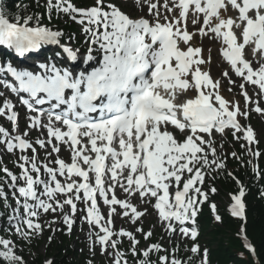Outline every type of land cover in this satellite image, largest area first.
<instances>
[{"label": "snow or ice", "instance_id": "6c2138e0", "mask_svg": "<svg viewBox=\"0 0 264 264\" xmlns=\"http://www.w3.org/2000/svg\"><path fill=\"white\" fill-rule=\"evenodd\" d=\"M123 3H131L141 10L147 5L151 19L143 14L133 16L112 0H94L88 7H77L72 0H55V3L47 0L49 19L55 10L57 15L63 13L84 26L89 47L83 62H94L91 70L58 66L51 58L33 60L37 66L33 70L14 65L12 61L0 64V74L14 78L12 83L0 80V84L16 93L28 112L37 113L28 117V128L47 130L46 139L37 138L33 143L27 138V130L18 132L19 113L12 100L5 97L0 103V116L10 121L16 132L13 135L0 125V143L8 152L24 153L30 149L32 153L19 156V175L6 167L3 169L11 179L9 187L14 190L12 195L16 200L10 221L17 220V233L27 239L33 231L43 230L38 222L40 210L63 212L67 205L74 215L76 202L80 201L85 205L86 221L103 233H95L102 253L109 247L114 250L113 264H127L125 253L117 248L121 241L112 239L113 236L127 237L133 256L138 255L139 244L132 232L123 228L118 232L113 230L115 206L122 210L119 215L130 217L133 223L146 212L138 210L130 199H119L116 187L129 197L138 194L142 200L148 198L146 202L154 198L153 207L167 230L171 233L178 230L183 237L195 241L197 229L186 224L189 221L195 224L198 206L207 200V193L197 185L203 184L206 170L225 167L223 160L216 156L213 132L225 133L231 129L235 139L241 138L237 133H243L249 145L255 142L252 127L242 126L237 119L238 116L247 118L248 111H242L238 102L222 96L220 81H214L208 71L202 70L201 65L206 63L200 55L202 48L192 46L190 42L196 32L187 29L190 12L202 14L198 33L201 36L212 33L220 39L222 55L235 74L258 86V95L264 94V0H171L170 4L165 0L163 7L171 18L168 14L162 15L158 2L153 0H123ZM229 7L235 15L228 14ZM192 23L195 25L197 20L193 19ZM63 36V31L42 24L39 14L10 19L0 10V45L14 50L18 57H25L45 45H58L66 60L77 61L79 49L62 44ZM246 47H251L253 54H260L258 67L254 68L253 62L246 58ZM94 50L101 53L99 59ZM61 55L55 53L56 57ZM223 75L228 77V72ZM229 83L234 81L229 78ZM240 88L247 109L252 100L244 91V83ZM0 96L4 93L0 92ZM255 103L253 110L264 114L259 102ZM46 104L49 106L47 124L42 120L45 109L37 107ZM169 125L184 135L182 141L168 130ZM53 139L68 146L70 163L59 155L51 162L55 166L38 162L34 144L40 148L51 145L52 152L59 154L60 147L53 144ZM209 153L212 160L208 158ZM232 155L236 157L235 152ZM252 155L260 153L252 152ZM42 169L46 173L43 178ZM254 171L259 174L258 169ZM58 177H64V182ZM211 191L214 193L216 189L213 187ZM58 194L64 199H58ZM244 195L241 186L239 194L232 196L233 216L244 217ZM98 196L109 207L103 224ZM0 197L7 199L2 186ZM211 207L215 211L214 203ZM20 208L24 210L22 217ZM215 218L221 219L219 215ZM63 221L69 229L74 222L68 213H64ZM21 224L30 231H24ZM136 231L145 240L152 236L151 231L145 233L143 228ZM14 248L13 241L0 238V258L7 264H25ZM152 251L166 250L159 243L151 244L140 253L145 259L138 264H154L149 258ZM190 251L198 253L199 245L194 243ZM158 260L159 264H186L175 256L169 260L167 255H161ZM45 264L53 262L47 260ZM199 264H207V249Z\"/></svg>", "mask_w": 264, "mask_h": 264}, {"label": "trees", "instance_id": "16d2710c", "mask_svg": "<svg viewBox=\"0 0 264 264\" xmlns=\"http://www.w3.org/2000/svg\"><path fill=\"white\" fill-rule=\"evenodd\" d=\"M2 10L12 19L15 16H27L41 14L43 8L35 0H1ZM86 2L87 0H79ZM41 22L47 21L44 14L40 16ZM32 22H35L33 20ZM59 23V22H58ZM67 29L68 27L65 26ZM70 29H73L71 27ZM236 160L232 162L234 165ZM230 163V160H229ZM235 173L244 182L248 183L247 221L245 224L246 233L256 248V258L246 249L243 238L239 231L240 221L232 218L225 208L222 209L220 224H216L213 215L205 206L198 217L201 235L199 242L202 248L207 249L209 264H264V173L260 176L252 174L249 168H236ZM216 193L215 199H220L228 191H235L238 187L227 173L226 169L220 172V177L213 182ZM6 235V233L4 232ZM41 242L38 238H32L23 243V247L18 248L16 254L23 257L25 264H44L46 257H53V264H94L90 255L76 249L67 236L61 235L60 239H52L48 243L46 253L40 249ZM202 254V252L200 253ZM191 259H196V255L190 254ZM194 257V258H193ZM189 259V257H186ZM0 264H7L0 258Z\"/></svg>", "mask_w": 264, "mask_h": 264}, {"label": "rangeland", "instance_id": "374dc122", "mask_svg": "<svg viewBox=\"0 0 264 264\" xmlns=\"http://www.w3.org/2000/svg\"><path fill=\"white\" fill-rule=\"evenodd\" d=\"M112 2L117 3L118 5L122 6L123 9L130 11L128 7H132L131 3L129 4H124L123 0H112ZM136 11L135 13H133L134 16H139L141 14H143L144 12L141 11V9L139 8H135ZM222 68L223 67H219L218 68V72L216 73L218 76H220V71L222 74ZM229 87L227 86L225 89V93L226 95L228 94L229 97H231L230 99L232 101H236L238 102L241 99V94L240 92H238L237 94H235L236 91H239V89H236L235 92H230ZM259 100V107L262 108L264 106V101L262 100L261 97L258 98ZM251 108H248L249 112H252V117L246 119L244 116H242L244 123L249 124V126L252 127V129L254 130L255 133V142L253 143V145H247V143H243V141H240L239 139H229V141H227L226 136H217L214 141H215V147H216V156L218 158L221 157V155H225V154H230L233 153L234 151L238 150V149H242L244 148L246 150V153L249 155L250 159L253 161L252 164L257 165L256 163V157L252 158V152H256L259 151L260 155L258 156V160L261 162V159L264 156V119H261V116H258V113L256 111H254L253 109L256 107V103H253L251 106ZM246 110L245 108L242 110L244 111ZM264 116V115H263ZM243 145V147H242ZM251 148L252 151H248V149ZM7 155L8 157H11V155L5 151H3V155ZM48 154V153H47ZM45 154V156L47 155ZM210 160L213 159V156L211 155V153H209V157ZM18 159L17 157L13 158L12 160H16ZM0 161H2V158L0 157ZM5 162V161H4ZM224 202L228 203V199L225 198ZM49 220V219H48ZM124 225H127V222H124ZM143 228L144 230L151 231L153 235H158V240L164 244V250L165 249H169V247L171 246V242L175 240V238H178V241L176 242H186L187 240L183 239L179 234L170 237L168 234H164V227L163 225H159L157 223V217L153 216L151 213H149L139 224H135L134 225V229H132L134 232V236L136 237V239L138 240L139 238H144L143 234L141 232H137L136 229L137 228ZM65 228V227H64ZM61 226H52L49 225L48 222H43L42 224V232L37 233L38 235H40V239L43 241L42 245H41V250L44 252L46 247H47V235H45V233H47L48 231H51L50 233L55 234V235H59L62 230L64 229ZM86 228V227H85ZM164 232H163V231ZM84 231H88L87 233L89 234L90 230L89 228L85 229ZM84 231L82 230V227L79 225L77 228L76 226L74 227V232H75V241H74V245L75 246H81V250H84L85 252L89 253L90 255H94L96 257V259L100 262L105 260L106 264H113V261L115 259V257L112 255V253H107V256L104 257L103 253L101 251V249L97 246L96 243H92L91 240L89 238H87L84 235ZM20 238V235H18ZM22 237V236H21ZM145 245L143 247V250L146 249L149 246V242L148 240H145ZM123 263V262H122Z\"/></svg>", "mask_w": 264, "mask_h": 264}, {"label": "bare ground", "instance_id": "6f19581e", "mask_svg": "<svg viewBox=\"0 0 264 264\" xmlns=\"http://www.w3.org/2000/svg\"><path fill=\"white\" fill-rule=\"evenodd\" d=\"M160 11H161V14L166 11V9L163 7V5L160 8ZM228 14L229 15H235V12L232 11L229 7ZM193 19H199V15L196 13L190 12L189 13V21L190 22H188V24L191 25L193 28H195L196 25H193V23H192ZM194 32H196V35H194L193 41L196 40V41H198V44H202L204 46L205 57L206 56H212V58H213L211 64L207 63L205 65V70L208 71L209 73H211L212 75H215V73H217L218 67L224 66V64H225L224 61L221 59V57L217 54V44L219 43V41L215 37H210L209 35L202 37L201 35L198 34V31H194ZM219 45H220V43H219ZM219 81L222 85V88H225L224 79L219 78ZM261 119H264L263 115H261ZM60 225H62V222H60Z\"/></svg>", "mask_w": 264, "mask_h": 264}]
</instances>
